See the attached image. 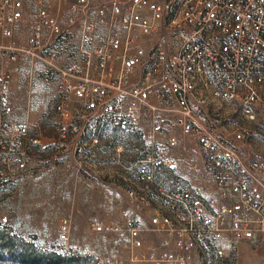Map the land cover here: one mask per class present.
<instances>
[{"label": "built area", "instance_id": "1", "mask_svg": "<svg viewBox=\"0 0 264 264\" xmlns=\"http://www.w3.org/2000/svg\"><path fill=\"white\" fill-rule=\"evenodd\" d=\"M70 11L65 26L40 7L20 47L5 40L15 36L24 0H0V157L13 166L0 171L2 183L27 167L28 127L16 121L10 95L19 57H40L52 45L46 30L57 41L77 26L79 58L57 67V153L105 147L113 130L139 142L137 181L126 188L132 213L123 222L94 223L98 233L124 234L128 257L98 264H191L212 247L224 255L225 240L264 235V155L246 150L264 128V0H75ZM47 58L56 60V52ZM212 100L239 104L242 123L217 128ZM191 144L215 188L158 186L161 169L189 164ZM68 233L64 220L60 238Z\"/></svg>", "mask_w": 264, "mask_h": 264}, {"label": "rangeland", "instance_id": "2", "mask_svg": "<svg viewBox=\"0 0 264 264\" xmlns=\"http://www.w3.org/2000/svg\"><path fill=\"white\" fill-rule=\"evenodd\" d=\"M35 3L44 7V0ZM35 20H29L26 27L18 30L20 47L27 46ZM78 42L79 39L69 42L72 52L68 57L72 60L79 58ZM60 45L58 39L44 48L40 57L33 59L21 54L17 62L19 71L12 87L15 93L13 102L20 118L16 121L28 127V157L27 167L19 176L5 183L0 177V216H8V222L0 223V243L4 235L15 241V255L6 246V250L0 253V264H27L18 258V246L22 242L50 257L41 264H98L101 257L111 256L117 261H125L128 257L122 248L126 236L98 233L94 223L96 219L123 222L132 213L126 188L137 181L133 163L138 155L135 147L139 142L134 136L113 130L104 139L106 148L100 153H96V148L80 156L57 153L54 143L59 140V130L54 107L59 87L55 76L64 49L68 48ZM52 52L57 56L54 61L47 58ZM208 112L215 118V126L219 129L223 125L232 129L243 121L237 103L216 101L209 105ZM260 130L262 136L255 137L254 142L261 146L264 155V128ZM32 137L39 138L40 143L32 142ZM121 146L123 151L118 152L116 149ZM187 157L189 164L161 169L156 184L167 188L195 186L213 190V177L204 165L198 146L191 144ZM2 159L0 157V171L6 172L13 166H9L8 159ZM96 163L101 165L96 167ZM151 213L152 208L144 209L141 225L145 220L148 223ZM64 220L69 224L66 240L60 238ZM147 238L149 241L152 236ZM73 246L78 250L73 252ZM221 246L224 255H218L212 247L205 255H196L191 264H264V235L252 240H225ZM51 254L56 256L52 258Z\"/></svg>", "mask_w": 264, "mask_h": 264}, {"label": "crops", "instance_id": "3", "mask_svg": "<svg viewBox=\"0 0 264 264\" xmlns=\"http://www.w3.org/2000/svg\"><path fill=\"white\" fill-rule=\"evenodd\" d=\"M35 2H36V0H25L24 1V16H23V18L21 19V21L18 23V25L16 27V31H15L14 38L13 39H7V40H5L6 42H9V43L10 42H13V43H15L18 46H21L22 45L20 43V40H19L20 39V34L18 36V30H20V28L22 26H25L26 27L29 20H33V19L35 20V18L37 17L38 11H39V9H40L41 6L39 7L38 6L39 4L38 3H35ZM70 2H71V0H44L43 6L45 8H47L49 12L57 15L58 18H59V20L61 21V23L63 25L68 26L67 18H68V16L71 13V11H70L71 3ZM31 26L32 25H30V27ZM97 27L101 31V28H100V26L98 24H97ZM79 36H80V29H79V27L75 26V27H71V29H70V31H69L66 39H64V40L60 39V41L62 43V45H60L61 48H65L66 45L68 47V48H65L64 49L63 55L61 56V58H60V60L58 62L60 64V66L66 65V64H68V63H70V62L73 61L71 59V57H68L70 55V53L72 52L71 49H70V47H69V42L71 40H78L79 39ZM43 38H44V40L49 41V43L52 44V45L54 43H56V40L55 39H51L49 37V35L47 33V30L44 32ZM33 70L34 69L31 70V75L33 73ZM16 74L14 75L13 82L15 80ZM55 77H56V79L58 81V76L56 75ZM13 82H12V85H11V88H10V95H11L12 99H13V96L15 94L14 91H13V88H14ZM58 87H59V82H58ZM57 95H58V92H57ZM56 102H57V97H56ZM14 111H15L14 112V117H15V119H17L18 117L16 115V108L15 107H14ZM54 113H55V117L54 118L56 119L55 107H54ZM18 119L20 120V118H18ZM108 134L103 138V140L108 136ZM259 136H262V134L261 135H258L256 137L258 138ZM255 139L256 138H254L250 143H248L246 145V150H247V152H248V154H249L250 157H257V156L263 155L261 153V146L257 145V143L254 142ZM104 148H106V147H99V148H97L96 149V153L102 152ZM100 165H101L100 163H96V167H98ZM99 210H100V206H99ZM142 224L143 225H146L147 224V221L146 220L145 221H142Z\"/></svg>", "mask_w": 264, "mask_h": 264}, {"label": "trees", "instance_id": "4", "mask_svg": "<svg viewBox=\"0 0 264 264\" xmlns=\"http://www.w3.org/2000/svg\"><path fill=\"white\" fill-rule=\"evenodd\" d=\"M1 240L3 241L0 243V253L1 251L6 250V246H7V250H9L11 254L15 255L14 238L9 235H4V237L3 236L1 237ZM20 245H19L20 247L18 246L19 248L18 258L24 263L41 264L43 261L46 260V258H50V257H46L45 253H41L40 251L34 249L31 244L22 242ZM50 256L54 258L56 255L51 254Z\"/></svg>", "mask_w": 264, "mask_h": 264}]
</instances>
